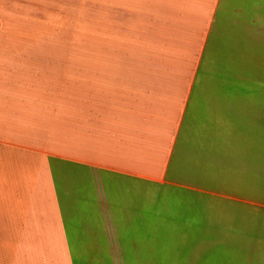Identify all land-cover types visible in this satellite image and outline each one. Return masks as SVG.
Returning <instances> with one entry per match:
<instances>
[{
	"label": "crops",
	"instance_id": "obj_1",
	"mask_svg": "<svg viewBox=\"0 0 264 264\" xmlns=\"http://www.w3.org/2000/svg\"><path fill=\"white\" fill-rule=\"evenodd\" d=\"M94 2L79 52H42L0 0V264H232L258 245L218 202L260 208L264 0ZM158 189L215 200L170 233Z\"/></svg>",
	"mask_w": 264,
	"mask_h": 264
},
{
	"label": "rangeland",
	"instance_id": "obj_2",
	"mask_svg": "<svg viewBox=\"0 0 264 264\" xmlns=\"http://www.w3.org/2000/svg\"><path fill=\"white\" fill-rule=\"evenodd\" d=\"M94 1L95 0H9V3L10 14L21 16V19L33 26L36 30L35 35L41 37L51 36L57 40H61V42L58 43L47 42L42 44V52H55L61 51V49L64 51L65 46L67 51L69 49L72 52H79L82 4L86 5L88 2L95 3ZM19 8L21 10L18 13ZM11 16L10 20H13ZM11 26H13V29L10 33L22 29L20 25H15V23H12ZM41 62L43 63L44 60L41 59ZM262 94H264V92L260 91V96ZM260 100L263 99L260 98ZM260 174H263L264 178V169ZM214 200V198L185 190H172L170 192L167 189L154 190V219L163 221L164 224L169 227L170 233H172L174 229H180L182 223L184 224V222L186 223L188 221H183L182 219H188L190 216L198 218V220L199 218L201 219L203 217L202 211L206 202L212 203ZM218 201L223 200L218 199ZM218 203L220 204L218 209L223 214L218 216L219 225H227L228 228L233 229L236 234L255 233L257 235V248L253 244L250 246L246 244L247 236L245 239H242L241 242L237 243L239 245L234 246L237 249H244L247 253L234 254L232 264H264V253L259 252L258 254L259 250L263 251L264 249V220H260V216L264 217V188L262 189L260 187V208L253 206H248L247 208L249 221L245 220L239 222L234 220V215H231L233 213L232 205L230 206L226 201ZM233 210L234 213H236L235 209ZM243 211H246L245 206L243 207ZM198 212H200L201 215ZM227 212H230V216L226 215ZM229 217L231 220H226V218ZM198 220L193 221V223L198 224ZM219 240L222 239H218V241ZM223 255L224 254H222V256Z\"/></svg>",
	"mask_w": 264,
	"mask_h": 264
}]
</instances>
